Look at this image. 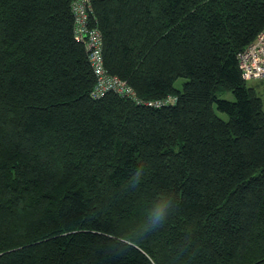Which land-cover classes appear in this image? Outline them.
<instances>
[{
	"label": "trees",
	"instance_id": "16d2710c",
	"mask_svg": "<svg viewBox=\"0 0 264 264\" xmlns=\"http://www.w3.org/2000/svg\"><path fill=\"white\" fill-rule=\"evenodd\" d=\"M72 1L0 0V264H168L188 228L185 264H264V107L237 61L264 0H90L104 66L141 102L92 96ZM161 188L165 228L106 255Z\"/></svg>",
	"mask_w": 264,
	"mask_h": 264
},
{
	"label": "built area",
	"instance_id": "2783aa9c",
	"mask_svg": "<svg viewBox=\"0 0 264 264\" xmlns=\"http://www.w3.org/2000/svg\"><path fill=\"white\" fill-rule=\"evenodd\" d=\"M90 0H73L71 11L73 15V36L76 41L85 46L89 63L96 78L92 96L102 97L113 92L121 97H128L141 102L127 81L112 75L103 63L102 33L98 27L91 25ZM238 66L244 80L264 78V28L257 34L254 41L237 55ZM173 97L158 100H148L149 105L156 107L173 103Z\"/></svg>",
	"mask_w": 264,
	"mask_h": 264
},
{
	"label": "clouds",
	"instance_id": "9594fccd",
	"mask_svg": "<svg viewBox=\"0 0 264 264\" xmlns=\"http://www.w3.org/2000/svg\"><path fill=\"white\" fill-rule=\"evenodd\" d=\"M145 166L138 164L131 169L126 191L136 190L143 182ZM178 207L177 197L174 191L166 188L157 190L151 200L143 207L139 218L123 229H118L111 235L103 236L101 245L108 256L122 257L130 249L129 241L142 243L151 235L159 232L167 225L170 217ZM191 228L185 230L180 243L170 254L168 264H185V258L193 250L194 233Z\"/></svg>",
	"mask_w": 264,
	"mask_h": 264
},
{
	"label": "rangeland",
	"instance_id": "374dc122",
	"mask_svg": "<svg viewBox=\"0 0 264 264\" xmlns=\"http://www.w3.org/2000/svg\"><path fill=\"white\" fill-rule=\"evenodd\" d=\"M185 81H186L185 78H178L174 83L175 88L179 90L182 89L183 83ZM247 85L249 87H252L256 91L257 95L261 97L263 101V107H264V78L247 80ZM219 99H226V100L232 101L234 100V95L232 94V92H223L219 95ZM214 111L220 118L224 120L228 119L227 114L221 112L217 108V105H214Z\"/></svg>",
	"mask_w": 264,
	"mask_h": 264
}]
</instances>
